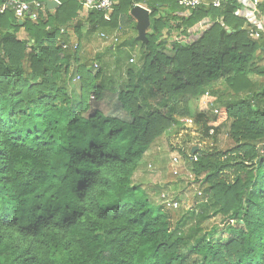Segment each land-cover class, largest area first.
I'll use <instances>...</instances> for the list:
<instances>
[{
	"label": "trees",
	"instance_id": "16d2710c",
	"mask_svg": "<svg viewBox=\"0 0 264 264\" xmlns=\"http://www.w3.org/2000/svg\"><path fill=\"white\" fill-rule=\"evenodd\" d=\"M59 1L22 24L0 13V264H264V85L250 80L264 76V33L249 37L238 0L188 10L114 0L108 20L88 11L84 35V0ZM135 5L150 10L142 42ZM93 32L117 34L105 51L113 76L105 55L85 59ZM120 37L140 50L124 65L114 61ZM105 92L122 116L89 111ZM185 117L202 138L226 127L231 146L180 151L192 178L170 174L194 186L183 212L153 206L133 176ZM213 218L222 226L209 228Z\"/></svg>",
	"mask_w": 264,
	"mask_h": 264
},
{
	"label": "rangeland",
	"instance_id": "374dc122",
	"mask_svg": "<svg viewBox=\"0 0 264 264\" xmlns=\"http://www.w3.org/2000/svg\"><path fill=\"white\" fill-rule=\"evenodd\" d=\"M87 14L88 12H86L85 9H82L79 13L78 18L79 22H82V24L84 23V29L82 31L84 35L86 31L90 29L85 21ZM105 16V18H107L108 20L109 14H106ZM73 24L76 25V23ZM127 31L128 27L125 26V28H123L122 31L120 30L119 33H125L123 35L125 36L128 35ZM23 37L24 34L22 32L19 33V38L21 39ZM72 39L75 40L74 36H72ZM82 45L85 59L89 60L90 62L92 61L93 63H96L94 61V55L100 53L102 55H105L104 59L107 62H110V68L113 67L114 64L112 56L108 55L105 52L111 44L102 40L99 36V32H93L86 35L82 40ZM120 46L121 50H119V52L116 54L114 60L116 63L124 65L127 61L128 55H130L131 53L134 55V57L140 56L139 48L135 46L134 42H132L130 39H127L126 37L121 38ZM258 63L260 64V67H264V59H262V57H260V61H258ZM110 68L109 71H107L111 74V76H113V72L115 70H113V68ZM114 78L116 83L118 82L117 80L120 79H118V77L115 75ZM250 80L258 88H261L264 85V76L251 75ZM196 104V102H193L191 105L193 113L196 111ZM115 105L116 97L114 96V94L105 92L104 98H102V100H90L91 109H89V111L98 109L106 116H122L123 113L118 112L117 107L115 108ZM214 109L218 108L210 107L207 111V115L210 118L214 117ZM185 118L190 119V117ZM226 129V127L222 128L221 132L216 137L212 136V138H202L200 133L194 130L191 125L183 124L180 129L175 131V133L171 134L169 137L163 136L158 138L149 147V150L147 151V154L145 156L144 164L141 167L142 172L139 173L138 171L137 173H135V175L133 176V183L140 185L149 202L155 207L161 206V195L167 193L171 199L178 201V211L182 210L184 212L188 209H191L194 202V186L189 184L184 178H173L171 176L169 160L173 156H178L180 157V159H182L181 161H183L185 165H189L191 163V157H188V160L185 159L181 155L180 151L184 152L187 156H190L188 151L192 147H197L198 150H209L212 147L216 146L220 150H226V148L231 146V141L226 135ZM149 165L151 166V168H148ZM207 224L209 228L222 226L219 218H213L209 220ZM221 235L222 241H225L227 238L226 232L222 233ZM217 236L218 235L213 236L212 241H216L218 238ZM190 261L192 262L193 260L190 259Z\"/></svg>",
	"mask_w": 264,
	"mask_h": 264
},
{
	"label": "built area",
	"instance_id": "2783aa9c",
	"mask_svg": "<svg viewBox=\"0 0 264 264\" xmlns=\"http://www.w3.org/2000/svg\"><path fill=\"white\" fill-rule=\"evenodd\" d=\"M58 5H60L59 0H55ZM243 2L247 1L249 3L248 6H239V9L235 12V15L241 16L245 18L246 23L248 24V35L251 39H258L261 33H264V22L257 19L259 14H262L259 11V5L264 3V0H241ZM224 0H178V4L185 8V9H192L198 6H212L218 8L222 5ZM240 3V0H238ZM116 4L114 0H84L82 3L83 9L86 12L93 10V11H100L103 12L105 15L109 14L113 10V6ZM46 6L45 3L33 1L27 2L26 0H5L4 5L0 8V13L5 9L9 8L13 11L14 16L22 21L25 17H29L31 20H36L38 18L39 12ZM140 6L146 9L149 13L150 10L143 5H135ZM102 39L108 42H116L117 41V34L106 35L101 33L99 35ZM67 45L63 44V48H66ZM75 47V45H74ZM133 60L131 59L130 62ZM217 109L213 110V114L216 115ZM181 123L184 125H192V119L184 118L181 120ZM212 134V131H210ZM170 172L172 176H181L183 175L186 179L191 180L192 175L188 172L185 168L183 161H181L180 157L173 156L169 160ZM148 168H151L149 165ZM200 195V193H198ZM161 205H165L167 208L177 210L179 208V204L177 201L171 199L169 195L166 193L161 195Z\"/></svg>",
	"mask_w": 264,
	"mask_h": 264
},
{
	"label": "water",
	"instance_id": "95a60500",
	"mask_svg": "<svg viewBox=\"0 0 264 264\" xmlns=\"http://www.w3.org/2000/svg\"><path fill=\"white\" fill-rule=\"evenodd\" d=\"M46 7L49 10H54L58 7V3L55 0H47ZM130 15L134 18L136 22L135 27L138 33L136 40L140 42L146 41L145 33L148 27L150 26L149 12L140 6H134L130 11ZM22 23V21L19 22V24ZM197 150V147H193L191 149V153L194 154Z\"/></svg>",
	"mask_w": 264,
	"mask_h": 264
},
{
	"label": "crops",
	"instance_id": "0c3cea01",
	"mask_svg": "<svg viewBox=\"0 0 264 264\" xmlns=\"http://www.w3.org/2000/svg\"><path fill=\"white\" fill-rule=\"evenodd\" d=\"M240 4H241V6H240V8L242 7V6H248L249 5V3H247V1H245V2H243V1H241L240 0ZM250 6V5H249ZM257 19L258 20H261L262 22H264V13H262V14H259L258 16H257ZM130 58L133 56V54L131 53L130 55H128ZM147 154V153H146ZM146 156V155H145ZM140 172H142V169L139 171V173Z\"/></svg>",
	"mask_w": 264,
	"mask_h": 264
}]
</instances>
